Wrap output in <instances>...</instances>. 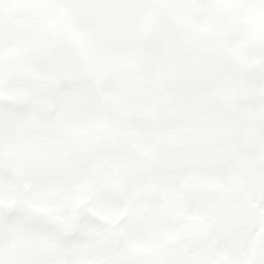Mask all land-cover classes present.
<instances>
[{
	"label": "snow or ice",
	"instance_id": "1",
	"mask_svg": "<svg viewBox=\"0 0 264 264\" xmlns=\"http://www.w3.org/2000/svg\"><path fill=\"white\" fill-rule=\"evenodd\" d=\"M0 264H264V0H0Z\"/></svg>",
	"mask_w": 264,
	"mask_h": 264
}]
</instances>
